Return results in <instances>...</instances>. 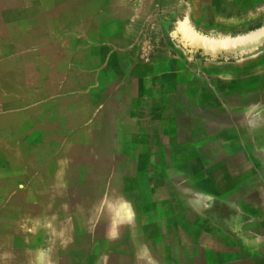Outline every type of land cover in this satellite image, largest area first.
Here are the masks:
<instances>
[{"label": "rangeland", "instance_id": "obj_1", "mask_svg": "<svg viewBox=\"0 0 264 264\" xmlns=\"http://www.w3.org/2000/svg\"><path fill=\"white\" fill-rule=\"evenodd\" d=\"M154 14L156 74L127 77L111 138L64 140L95 164L77 173L95 215L67 214L57 242L74 264H264V0H156Z\"/></svg>", "mask_w": 264, "mask_h": 264}, {"label": "crops", "instance_id": "obj_2", "mask_svg": "<svg viewBox=\"0 0 264 264\" xmlns=\"http://www.w3.org/2000/svg\"><path fill=\"white\" fill-rule=\"evenodd\" d=\"M155 1L0 0V264L18 255V264H74L56 236L67 214L95 215L77 174L95 164L65 153L64 140L110 139L115 100L126 105L136 81L127 77L156 74L142 55L159 34ZM68 172L78 179L73 190ZM38 206L42 214L32 215Z\"/></svg>", "mask_w": 264, "mask_h": 264}, {"label": "water", "instance_id": "obj_3", "mask_svg": "<svg viewBox=\"0 0 264 264\" xmlns=\"http://www.w3.org/2000/svg\"><path fill=\"white\" fill-rule=\"evenodd\" d=\"M259 33V31H257L256 33L254 32V33H252L250 36H256L257 34ZM246 39H247V37H246ZM245 39V40H246ZM237 40H239V42H237V43H243L245 40H243L242 38H238ZM252 49H244V51H242L243 53H247V52H250Z\"/></svg>", "mask_w": 264, "mask_h": 264}, {"label": "bare ground", "instance_id": "obj_4", "mask_svg": "<svg viewBox=\"0 0 264 264\" xmlns=\"http://www.w3.org/2000/svg\"><path fill=\"white\" fill-rule=\"evenodd\" d=\"M72 95H73V94H72ZM41 154H42V153H41ZM57 172H58V171H57ZM10 181H11V180H10ZM18 256H19V255H18ZM18 256H17V261H16V262H17V264H18V261H19V260H18Z\"/></svg>", "mask_w": 264, "mask_h": 264}, {"label": "trees", "instance_id": "obj_5", "mask_svg": "<svg viewBox=\"0 0 264 264\" xmlns=\"http://www.w3.org/2000/svg\"><path fill=\"white\" fill-rule=\"evenodd\" d=\"M220 60H223V59L220 58Z\"/></svg>", "mask_w": 264, "mask_h": 264}, {"label": "built area", "instance_id": "obj_6", "mask_svg": "<svg viewBox=\"0 0 264 264\" xmlns=\"http://www.w3.org/2000/svg\"><path fill=\"white\" fill-rule=\"evenodd\" d=\"M135 1H138V0H135Z\"/></svg>", "mask_w": 264, "mask_h": 264}]
</instances>
